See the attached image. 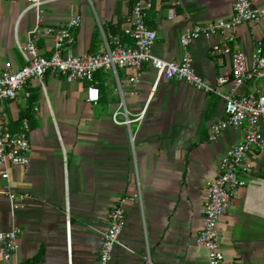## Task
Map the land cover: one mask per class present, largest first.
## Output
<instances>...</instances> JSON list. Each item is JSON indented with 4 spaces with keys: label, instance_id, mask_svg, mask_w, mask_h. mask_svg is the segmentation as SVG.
<instances>
[{
    "label": "crops",
    "instance_id": "obj_1",
    "mask_svg": "<svg viewBox=\"0 0 264 264\" xmlns=\"http://www.w3.org/2000/svg\"><path fill=\"white\" fill-rule=\"evenodd\" d=\"M42 1V26L63 25L73 14L81 15L75 42L65 48L75 55L100 52L105 42L129 44L131 8L136 1L150 2L148 26L156 32L151 51L178 61L180 33L195 22L229 17L234 0ZM251 1L264 7V0ZM27 5V0H0V73L25 63L19 46L36 24V11ZM216 40L189 45L194 70L213 85L230 71L227 57L210 53ZM53 42V35L38 36V52L48 56ZM257 42L264 46V23H243L231 46L251 52ZM100 72L97 103L85 100L82 82L51 73L44 76V89L30 80L15 100L5 102L11 123L29 106L34 121L30 164L10 169L11 187L29 194L14 215L0 182V228H21L19 249L9 264L36 255L29 264H97L96 229L105 227L113 203L136 193L140 198L124 205L110 264H208L206 249L194 241L203 221L205 183L241 131L227 127L209 140L210 126L224 116L221 99L185 82L157 81L149 63L136 86L133 68L119 69L117 77ZM114 114L118 121L126 114L129 123H115ZM261 131L264 136V125ZM250 157L253 169L240 176L245 185L234 191L218 223L223 264H264V150Z\"/></svg>",
    "mask_w": 264,
    "mask_h": 264
},
{
    "label": "built area",
    "instance_id": "obj_2",
    "mask_svg": "<svg viewBox=\"0 0 264 264\" xmlns=\"http://www.w3.org/2000/svg\"><path fill=\"white\" fill-rule=\"evenodd\" d=\"M27 8L36 11V24L28 32L26 42L19 50L24 65L16 70L4 69L0 73V182L2 192L7 196L12 215L23 207L28 193L15 190L10 184V169L15 166L27 167L30 164L31 143L30 123L27 117L20 119L14 128L5 109V102L15 100L19 91L30 80H35L44 89L43 79L46 73L64 75L71 80L80 81L85 87V100L97 103L99 88L95 74L109 71L115 77L122 68H133L137 73L132 82H140L139 73L144 64L149 63L156 70V80L165 78L185 82L204 93H212L223 102V118L209 128L208 138L213 141L227 127L241 131L240 140L230 147L221 157L217 173L205 183L206 199L203 209L202 226L196 234V245L203 246L207 252L208 264H223L224 254L219 242L218 223L229 207L234 191L245 185L241 175L250 174L253 163L250 155L264 150V46L257 42L251 52L234 49L231 43L236 38L238 27L243 23H264V7L256 6L251 0H234L229 17H218L207 22H195L180 33L179 43L183 52L178 61H168L155 56L152 45L156 32L148 26L151 3L136 1L131 8L130 28L126 30L131 42H116L110 46L104 43L102 51L80 55L65 51L75 42L74 30L80 26L81 15L73 14L63 25L42 26V0H27ZM40 35H53V47L48 56L38 52L36 45ZM216 38L210 53L214 57H227L230 71L216 77L215 85L200 76L193 68V56L189 50L192 41ZM227 86V89L223 87ZM28 100L29 90L23 91ZM142 114V112L140 113ZM115 123H129L125 114L123 121L112 116ZM140 198L139 194L120 197L109 208L103 229L98 233L97 264H110L114 246L125 221L124 205ZM66 234L70 239V220L67 216ZM21 228L12 225L9 229L0 228V264H9L19 249L18 237ZM69 264L71 261L69 260Z\"/></svg>",
    "mask_w": 264,
    "mask_h": 264
},
{
    "label": "trees",
    "instance_id": "obj_3",
    "mask_svg": "<svg viewBox=\"0 0 264 264\" xmlns=\"http://www.w3.org/2000/svg\"><path fill=\"white\" fill-rule=\"evenodd\" d=\"M100 73H101V72L99 71V72H97V73L95 74V78H96V80H97V86H98L99 90H100V88H101ZM33 97H34V96L32 95L30 98L33 100ZM31 110H32V109H31V107L29 106L26 110L21 111V112L19 113V116H18V118L16 119V121H14V122L11 123L12 128L16 127V126L18 125L20 119L23 118V117H27L28 120H29L30 126H33V125H34V121H33V117H32V115H31ZM37 258H39L38 255H36V256H34V257H32V258L26 260L23 264H29V263L35 261Z\"/></svg>",
    "mask_w": 264,
    "mask_h": 264
}]
</instances>
